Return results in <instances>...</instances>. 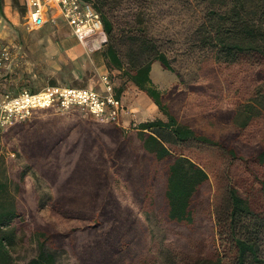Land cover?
Listing matches in <instances>:
<instances>
[{
    "label": "trees",
    "instance_id": "trees-1",
    "mask_svg": "<svg viewBox=\"0 0 264 264\" xmlns=\"http://www.w3.org/2000/svg\"><path fill=\"white\" fill-rule=\"evenodd\" d=\"M83 1L101 15L108 38L103 51L108 72L118 71L125 78L116 88L117 97L122 99L131 84L146 94L164 119L126 132L116 125L52 115L48 117L65 123L37 120L9 129L28 164L51 186L52 213L87 224L61 234L40 221L33 231L38 253L26 264H55L52 248L64 246L79 264H264V145L237 142V134L214 138L181 122L168 103L183 92L175 86L163 93L152 82L154 63L175 70L143 22L121 26L111 7L116 0ZM222 3L204 13L195 29L196 49L220 69L244 68L260 85L224 117L245 132L264 119V0ZM22 10L26 12L24 6ZM189 91L205 92L195 85ZM189 149L214 150L228 160L222 177L214 178L212 204L210 194H205L212 173L209 159ZM116 177L127 186L133 205L156 207L165 223L184 230L188 238L193 240L189 234L205 228L207 254L189 255L191 241L165 249L151 239L135 208L123 206L117 198ZM20 217L0 181V264H16L12 251L19 230L14 223Z\"/></svg>",
    "mask_w": 264,
    "mask_h": 264
},
{
    "label": "rangeland",
    "instance_id": "rangeland-1",
    "mask_svg": "<svg viewBox=\"0 0 264 264\" xmlns=\"http://www.w3.org/2000/svg\"><path fill=\"white\" fill-rule=\"evenodd\" d=\"M222 2L225 0H116L111 7L121 26L143 22L147 34L159 50L168 56L175 73L164 70L157 62L152 66L151 79L163 93L175 86L183 92L182 96L168 103L181 122L214 138H230L237 134L240 136L237 142L264 145V119L251 124L245 132H239L233 120L224 121V117L230 115L260 85L245 74L244 68L220 69L196 49L195 29L207 8L221 6ZM22 8L21 0H2L0 3V44L8 47L11 55L9 64L0 69V97L7 93L16 95L24 90L36 92L54 86L101 91L100 76L109 71L103 55L107 36L103 38V44L102 41H95L87 47L78 46L71 38V30L61 19L29 30L26 27L27 14ZM111 78L117 89L125 83L124 76L118 71H113ZM192 85L201 86L205 92H190L189 86ZM125 89L122 94L125 106L122 128L126 132L136 130L141 123L164 119L146 94L131 84ZM52 115L68 120L89 119L98 123L86 118L79 110L61 113L47 109L36 112L31 122L19 124L29 125ZM9 129L0 134V181L7 186L21 216L14 223L19 230V240L12 251L15 263L26 264L38 253L33 231L40 221L51 225L61 234L87 224L52 213L54 193L51 186L28 164L21 152L19 140L8 133ZM197 150L188 151L209 159L212 173L205 194H210L212 204L214 178L222 177L228 160L214 150ZM114 191L123 206L135 208L138 218L148 226L151 239L163 245V248L183 246L191 241L194 243L191 245L193 253L186 251L189 255L207 254L205 228L196 234H189L192 240L184 230L165 223L156 207L140 209L133 205L128 188L119 177L114 182ZM52 249L55 264H79L67 247Z\"/></svg>",
    "mask_w": 264,
    "mask_h": 264
},
{
    "label": "built area",
    "instance_id": "built-area-1",
    "mask_svg": "<svg viewBox=\"0 0 264 264\" xmlns=\"http://www.w3.org/2000/svg\"><path fill=\"white\" fill-rule=\"evenodd\" d=\"M26 9V27L38 29L61 19L77 42L87 47L106 37L100 13L94 5L83 0H21ZM11 61L9 48L0 44V69ZM101 91L92 88L48 87L36 92L24 90L5 94L0 99V134L19 123L31 122L36 112L53 109L66 113L79 110L86 118L101 124L122 127L125 106L116 95L110 73L100 76Z\"/></svg>",
    "mask_w": 264,
    "mask_h": 264
},
{
    "label": "crops",
    "instance_id": "crops-1",
    "mask_svg": "<svg viewBox=\"0 0 264 264\" xmlns=\"http://www.w3.org/2000/svg\"><path fill=\"white\" fill-rule=\"evenodd\" d=\"M69 30H70V29H69ZM70 34H71V38L74 40V42H76V44H77L78 46H81V45L77 42V40L74 38L72 32H71ZM105 73H109L108 70H107ZM102 74H104V73H102ZM2 97H3V96H2ZM2 97H0V99H1ZM123 118H124V116H123ZM123 118H122V119H123ZM40 120H41V121H48V122H51V123H53V124H62V123H65V122H63V121H64L63 119H58V118L44 117V118H41Z\"/></svg>",
    "mask_w": 264,
    "mask_h": 264
}]
</instances>
